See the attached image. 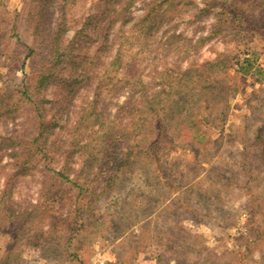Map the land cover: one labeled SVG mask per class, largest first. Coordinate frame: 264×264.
<instances>
[{
    "label": "rangeland",
    "instance_id": "374dc122",
    "mask_svg": "<svg viewBox=\"0 0 264 264\" xmlns=\"http://www.w3.org/2000/svg\"><path fill=\"white\" fill-rule=\"evenodd\" d=\"M234 1L66 0L64 46L80 49L78 57L84 62L77 67L73 58L80 91L74 106L63 114V134L54 150L60 153L73 145L71 149L78 151L69 164L59 153V161L52 164L83 189L71 188L60 178L47 182L33 165L28 170L15 169L18 166L2 149L11 143V136L30 142L38 118L29 120L35 115L32 106L3 118L0 194L13 171L17 175L12 197L0 201V223L9 225L0 227V264H264V0L240 1V8L250 15L248 20L254 21L246 22L241 16L233 25L216 4ZM42 3L0 0V91L22 88L24 78L31 79L33 71L50 66V35L42 26L37 29ZM59 3L55 0L57 8ZM55 12L52 20L59 24L62 12ZM148 13L152 17L142 21ZM29 47L34 49L33 56ZM120 47L123 58L113 66ZM247 57L252 68L244 75L239 67ZM85 68L90 79L80 74ZM186 70L195 84L182 78ZM212 70L226 78L230 120L224 122L225 107L214 105L211 111L201 109L197 114L199 130L183 127L188 107L201 94V102H211L208 94L196 95L192 87L200 75L203 79L213 75ZM125 72L128 76L138 72V80L132 79L129 85ZM98 83L104 88V107L98 108L105 112L101 117L87 107ZM171 88L169 98L163 90ZM62 91L52 79L33 94L52 121L65 105L60 101ZM156 92L155 101L162 109L173 108L164 116L169 128L159 155L151 157L147 147H136L135 161L123 159L127 168L117 178L116 164L103 159L100 152L101 125L116 134L125 121L121 106ZM74 136L82 141L79 146ZM55 140L52 135L50 141ZM114 142L122 154L134 145L121 133ZM83 153L86 160L79 157ZM108 181L116 184L104 192ZM9 203H16L27 217L20 231L11 224V216L3 219ZM37 204L43 206L33 212ZM77 206L84 207L81 218H77ZM50 216L62 218L74 230L71 245L66 243L70 234L65 229L58 228L45 239L44 244H57L54 252L50 246L43 250L31 244L47 229Z\"/></svg>",
    "mask_w": 264,
    "mask_h": 264
},
{
    "label": "trees",
    "instance_id": "16d2710c",
    "mask_svg": "<svg viewBox=\"0 0 264 264\" xmlns=\"http://www.w3.org/2000/svg\"><path fill=\"white\" fill-rule=\"evenodd\" d=\"M43 3L39 7V12L37 13L36 18L39 21V25L37 26V29L42 26L44 30L47 31V35H50V41L49 45L47 46L48 50V64L49 67H46V65H42L43 69L41 72H35L33 71V77L30 79H23L21 82L22 88L16 89V88H2L0 91V123L2 122L3 118L8 116H15L19 114L22 110H24L25 107L32 106V110L35 115H32V118H29V120H34V117L37 119L38 122L36 125V130L33 134V137L31 138L30 142H22L20 140L14 139L15 136L8 137V140L11 142L10 144L6 143L4 145L3 154H6L9 156V158L12 160L13 165L18 166L15 169H29V165H33L32 167L39 173L44 174L47 182L53 179H62L65 182H67L70 187H74L77 189H83L82 185L78 184L77 181L71 179L66 173L62 170H57L53 167L54 162L59 161L57 154L59 153L54 150L55 143L57 140L62 138V132L60 128H62V124L64 123V115L66 112V109L68 106H74L75 99L79 95L80 91V79L79 75H77V67L81 64H83L84 60L80 59L78 57V54L80 52V49L75 50L72 47H66L64 46V38L68 32L66 24L68 20L69 10L67 9L66 0H60L59 7L57 8L55 4V0H42ZM243 3L245 1L243 0H235L232 3H217L216 6H220L221 9H223L225 14L228 15V20L232 22L233 25L235 23L237 24L240 22L241 18L244 17L246 22H253L249 21L248 19L250 15L245 13V11L240 8L238 5L239 3ZM235 5H237V8H232ZM51 6H56V10L54 8H51ZM58 9L61 10V22L58 24L54 20L55 17V11ZM156 10V8L154 9ZM150 13H148L142 21H147L149 17H152ZM223 15V14H222ZM221 15V16H222ZM242 16V17H241ZM252 18H254V15H251ZM219 19V18H218ZM240 24V23H239ZM244 24V25H243ZM241 23L242 26L245 27V23ZM151 26L148 28L150 29ZM94 38L92 35L90 39ZM151 37H149L150 39ZM137 41L139 42V38H137ZM148 39V41H149ZM145 40V44H146ZM26 47V46H25ZM122 47V46H121ZM121 47L118 49L117 54L114 58V61L111 65H116L120 59L123 58L122 56V49ZM30 53L33 56L34 49L32 47H29ZM67 49L70 51L67 52ZM27 58V57H26ZM75 58L77 60V67H75V61L73 60ZM223 62V61H222ZM217 64H212L211 67L216 68ZM252 68V63L250 58H246L244 62L239 67V71L243 73L244 75H248L250 69ZM213 75H209V77H204L200 75L199 76V83L192 87V90L196 91V95H200V93H203L205 95L208 94L210 98V101L208 99L202 101L204 105H202V102L200 101L202 99V94L200 97H198L194 104L190 105L185 113L184 121L185 124L183 127L187 126L190 129H197L199 130V125L196 121L197 114L201 112V109H205L206 111H211V109L214 105H218L220 108H226L224 115V122L226 123L230 120L229 115V109H230V103H229V94L227 92V83L225 77H220L219 72L212 70ZM225 71V70H223ZM138 73V72H137ZM136 75L128 76V73L125 72V78L127 79V83L129 85L132 84V79L137 78ZM37 76H36V75ZM83 76H85L87 79H90L91 76L88 75V70L85 68L83 69V72L80 73ZM260 74V73H259ZM261 73L260 75H262ZM191 75V72L186 70L182 71V78H185L187 82L195 84L196 80H191L189 78ZM218 75V76H217ZM264 75V74H263ZM140 77V75H139ZM154 78V77H153ZM53 79V82L61 89L63 90L61 92L62 98L61 102H64L65 105L62 106V109L59 111V115L55 117V120L48 119V117L43 113L42 107L39 103H43L41 100L35 99L33 97V94L37 92L41 87H43L44 84L51 82ZM155 79V78H154ZM200 79L204 80L203 83L200 82ZM138 80V79H136ZM183 79H180V83ZM90 81V80H89ZM41 84L38 85L37 83ZM185 82V83H187ZM116 84L113 85V88H115ZM150 89V88H148ZM172 89L171 91H167V89L163 90L164 94L167 95V97H172ZM104 88L102 83H98L95 85L94 91H93V98L89 103L87 104L88 109L93 110L94 113L97 114L98 117H101L105 114L104 111L98 109L100 105H102V102L104 101V95L103 94ZM159 95V92L154 93L152 96H144L137 99L135 102L131 99L127 101L124 105L121 106V110L125 111V121L120 126V128L117 130L116 134H109L106 132V128L101 125V131L102 135H100L97 139L100 141V143L103 145L101 147L100 152L104 153L103 159L108 158L112 160L113 163H115V168L117 169L116 177L118 178L120 171H123V168H127L126 161H130L133 163L134 157L138 155V151H134L136 147L140 148H148V153H150L151 157H158L159 155V147L161 145V142H163L165 138V131L169 128V125L165 123V115H167L168 112L171 111L173 108H168L166 110L162 109L157 103H156V97ZM188 94H186L187 96ZM206 96V95H205ZM167 97H165L167 99ZM216 98L219 102H217ZM104 107V104L102 105ZM203 106V107H202ZM178 109H181V106L177 105ZM202 107V108H201ZM164 112V114H162ZM127 115V116H126ZM66 117V116H65ZM69 117V116H67ZM183 121V122H184ZM60 126V127H58ZM77 127V124L74 125V128ZM79 127V126H78ZM59 129V130H58ZM58 130V131H56ZM118 133L122 134V138L124 140H133L134 145H132L129 149L125 150L126 153L120 152L117 153L116 146L117 144L114 142V139L117 137ZM56 136V140L52 143L50 141L51 136ZM153 135V136H151ZM198 135V134H197ZM83 138V137H82ZM81 138V139H82ZM73 140H75V144L77 143V146H79L82 141H79L76 136L72 137ZM88 141V138H85ZM78 140V141H77ZM92 141L89 137V142ZM190 142H193V139H189ZM26 146L30 147L27 148ZM73 146V145H72ZM68 149L67 151H62L59 153L60 156H64V159L67 164L71 161V159H75L77 156L78 148L75 147L74 149ZM82 160H86L85 153L81 154L79 156ZM125 159L126 161L122 163V160ZM94 163L91 159H89V162ZM91 164V163H90ZM92 165V164H91ZM67 167V166H66ZM14 174H12L10 179H7L5 183L3 184V187L1 188V194H0V201L6 198H11L13 193V180L17 175V170L13 171ZM36 176V175H35ZM116 178V179H117ZM115 179V180H116ZM42 183L45 185L46 181ZM116 184V181L113 183H110L108 181L107 185L104 187V192L106 190H112ZM1 186V184H0ZM45 189H43L44 191ZM42 193V191H41ZM39 191V194H41ZM46 192L45 194H47ZM44 194V195H45ZM43 195V196H44ZM16 203H9L7 207H5V211L7 212L6 215L3 216V219L7 216L10 217V222L15 226L17 231H20L23 222L26 220V216L24 217V211L22 212L18 208L15 207ZM43 206V204H37L35 205V208L32 210L33 212L37 211V209H40V207ZM82 208L77 206L75 211L77 218H81L84 213H82ZM89 209V207L86 208V210ZM44 210V209H43ZM49 218V217H48ZM45 218L44 220H46ZM40 221H43L41 219ZM49 224L47 225V229L41 230L39 234H37V238H34L33 241H31V244H33L36 247L45 248V246H50L48 249L52 252H54V246L56 245L51 244V242L44 244L45 239L49 237L56 229L61 230H67L69 232V236L67 237V245L70 244V242L73 240V229H70L71 224L65 221L63 223V219H58L57 216H50ZM63 223V225H62ZM72 223V222H71ZM6 223H0L1 228H6ZM21 226V227H20ZM15 240L17 239L16 235L13 237ZM52 238V237H51ZM53 241V240H52ZM71 245V244H70ZM13 250V249H12ZM8 252H10V249H8ZM65 253H69V248H66L64 250ZM72 255V254H69ZM78 256V255H77ZM4 263V261H3Z\"/></svg>",
    "mask_w": 264,
    "mask_h": 264
}]
</instances>
